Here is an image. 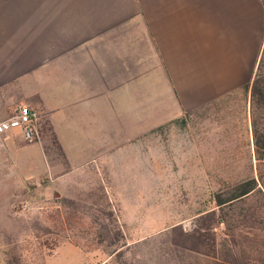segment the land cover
<instances>
[{
  "label": "crops",
  "instance_id": "0c3cea01",
  "mask_svg": "<svg viewBox=\"0 0 264 264\" xmlns=\"http://www.w3.org/2000/svg\"><path fill=\"white\" fill-rule=\"evenodd\" d=\"M263 49V0H0V122L21 106L48 117L72 167L57 176L64 184L79 168L133 154L150 131L208 114L209 106L241 107L252 131L251 86ZM70 121L77 144L57 128ZM119 132L131 149L120 150ZM37 144L18 130L0 134V210L36 179Z\"/></svg>",
  "mask_w": 264,
  "mask_h": 264
},
{
  "label": "rangeland",
  "instance_id": "374dc122",
  "mask_svg": "<svg viewBox=\"0 0 264 264\" xmlns=\"http://www.w3.org/2000/svg\"><path fill=\"white\" fill-rule=\"evenodd\" d=\"M228 109L162 125L136 140L135 153L79 168L64 184L57 176L72 167L56 127L39 116V138L27 142L38 143L37 177L0 210V264H264V160L241 107ZM57 125L77 144L76 123ZM118 135L120 150L131 149ZM254 178L253 195L217 206L215 194L229 198Z\"/></svg>",
  "mask_w": 264,
  "mask_h": 264
},
{
  "label": "trees",
  "instance_id": "16d2710c",
  "mask_svg": "<svg viewBox=\"0 0 264 264\" xmlns=\"http://www.w3.org/2000/svg\"><path fill=\"white\" fill-rule=\"evenodd\" d=\"M264 49L259 62L258 70L251 86V125L256 156L258 160H264V133L261 123L264 125ZM258 189L257 180L251 179L241 183L231 197L225 198L221 193L214 195V201L219 207L225 204L243 200L253 195ZM223 222V221H221Z\"/></svg>",
  "mask_w": 264,
  "mask_h": 264
},
{
  "label": "built area",
  "instance_id": "2783aa9c",
  "mask_svg": "<svg viewBox=\"0 0 264 264\" xmlns=\"http://www.w3.org/2000/svg\"><path fill=\"white\" fill-rule=\"evenodd\" d=\"M39 115L29 106H21L8 119L0 122V134L20 130L25 141L33 142L39 138Z\"/></svg>",
  "mask_w": 264,
  "mask_h": 264
}]
</instances>
